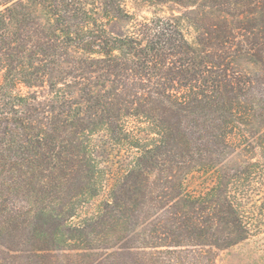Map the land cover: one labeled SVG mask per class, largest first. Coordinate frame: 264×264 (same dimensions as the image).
<instances>
[{
  "label": "trees",
  "instance_id": "1",
  "mask_svg": "<svg viewBox=\"0 0 264 264\" xmlns=\"http://www.w3.org/2000/svg\"><path fill=\"white\" fill-rule=\"evenodd\" d=\"M165 3L178 10H133ZM258 3L0 0V237L17 231L6 207L22 188L49 202L34 215L32 249L58 246L48 232L73 248H88L91 232L127 231L142 248L210 251L263 234ZM251 24L249 45H229ZM242 54L255 79L239 69ZM145 204L158 219L143 226L133 218Z\"/></svg>",
  "mask_w": 264,
  "mask_h": 264
},
{
  "label": "rangeland",
  "instance_id": "2",
  "mask_svg": "<svg viewBox=\"0 0 264 264\" xmlns=\"http://www.w3.org/2000/svg\"><path fill=\"white\" fill-rule=\"evenodd\" d=\"M258 7L251 5V9L255 13L264 12V0H257ZM141 6V5H140ZM134 6L133 10L137 15L150 17L153 13L161 15H171L178 9L174 4L165 3L159 6L142 5ZM234 9H229V12H233ZM262 26V25H261ZM262 27H259L261 31ZM257 27H253L247 30V33L241 35L240 33L233 34V43L229 45H249V41L254 39L257 32ZM185 31L188 37H193L195 31L191 27H186ZM246 39L247 43L244 41ZM243 40V41H242ZM264 41V39H263ZM238 42V43H234ZM239 62V69H243V73H248L252 79H255L254 73L259 72L261 75L264 72V58H261V69L257 71L252 70L256 68L252 63L253 58L248 55H241L237 58ZM251 70V71H248ZM264 83L259 84V89L255 88L251 90V95L258 99L261 93H264ZM258 101H255L257 103ZM117 144L114 142L108 145L109 152L114 153L116 151ZM130 151V149L128 150ZM112 155V154H110ZM36 191L26 188L18 193L14 199L7 200V212H16V232H13L12 237H0V264H264V233L253 237L248 241H244L233 245L225 250H217L216 248L207 250L203 248L193 247H170L166 248H152V247H140L142 240H135L132 238L129 242L125 243L126 234L129 237H133L129 232H119L120 236L106 237L101 232H91L89 235L88 248H73V240H69L67 233L63 235H54L55 232H48L47 237L50 236V247L58 245L48 250L32 249L33 238L32 235L36 227V219L34 217L36 211L40 206L49 205L43 199H35ZM50 198V197H49ZM14 201L15 203L11 202ZM52 201V200H51ZM47 203V204H46ZM83 204L78 207V213L71 220L77 225L80 224V217H83V212L87 210ZM146 204L141 209L138 219L133 218L137 222H152L158 219L157 209L153 212L146 208ZM145 213H144V212ZM130 223H134V220ZM2 223V222H1ZM0 223V224H1ZM140 226L141 228H144ZM44 228L46 225L43 226ZM30 238V240H29ZM32 239V240H31ZM58 241V242H57ZM56 243V244H53ZM68 245V246H66ZM63 247V248H62ZM67 247V248H65ZM182 248V249H181Z\"/></svg>",
  "mask_w": 264,
  "mask_h": 264
}]
</instances>
